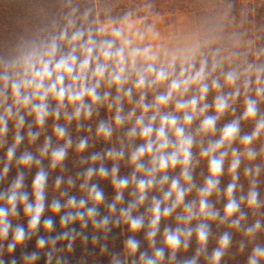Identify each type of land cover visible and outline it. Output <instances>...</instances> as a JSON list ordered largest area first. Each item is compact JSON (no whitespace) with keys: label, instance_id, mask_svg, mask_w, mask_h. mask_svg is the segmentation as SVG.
I'll return each instance as SVG.
<instances>
[{"label":"clouds","instance_id":"clouds-1","mask_svg":"<svg viewBox=\"0 0 264 264\" xmlns=\"http://www.w3.org/2000/svg\"><path fill=\"white\" fill-rule=\"evenodd\" d=\"M77 9L73 8L67 17V23L58 34H54L50 39L33 45L21 57L11 62H0V144L4 143V138L8 133V123L10 119L15 120L16 133L14 142L7 149L6 157L8 163L3 166L0 179L10 171V164L15 159L18 166L30 167L33 164L41 165V160L31 152H24L19 157L16 156L17 147L21 144L24 137L20 129L25 124V117L21 114V109H26L28 114L34 117L36 125L43 127L47 119L52 116L59 119L61 109L73 106L71 113L65 112L69 121L79 119L82 115L85 118L92 116L93 105L102 103L110 93L105 92L102 96L98 89L101 82L107 78L109 86H115L118 93L123 92L124 97L131 100L133 88L140 93V98L136 102L141 109V114L136 117L135 124L128 130L130 138L139 137L143 143L139 144L130 154V163L134 166L131 181L135 182V190L132 193L136 198L127 207L121 208L120 213L123 221L128 224L129 230L133 233L140 231L145 224L143 216H133L132 212L148 199L149 190L157 185L169 184L167 190H163L161 198L153 197L148 211L151 213L148 222L147 239L151 244L155 243V237L159 231L162 219L173 215L177 208L183 206V213L177 214V221L183 225H189L193 219L204 217L216 219L220 213L214 209L209 202V198L220 191V177L224 173L225 159L228 157V148L234 141H239L244 145V156L253 161L258 156L257 151L252 147L253 143L264 133V116H259V100L264 98V65L248 63L242 70L232 69L224 74L225 84L233 86L235 90L227 95L217 94L214 98L215 115H204L200 120L198 133H215L217 121L230 107V99L240 96L241 89L237 86L238 81L243 80V88L247 92L254 87L255 97L245 95L244 111L240 118L226 123L221 129L218 139L209 141L207 147L200 150V156L207 158L208 175L205 177L204 184L198 188V199L185 202V197L196 187L193 181V146L196 144L195 136L187 130V126L210 107L209 104L201 101L205 100L210 91L207 82L212 71L221 66V60L217 57L219 50L212 54L211 71H209V60L207 56L200 53L199 48H193L183 57L175 54L166 65L157 66L154 61L157 55L150 48L133 46L134 40L124 34L123 29L113 28L111 35L113 38L97 39L91 27L83 24L77 25ZM89 12L82 13V19L87 21ZM129 15H131L129 13ZM125 21L128 20L126 16ZM100 32H104L101 28ZM119 41V43H118ZM138 58H142L148 63L138 66ZM199 66L197 67V59ZM179 68L177 70V61ZM134 76V79H133ZM254 77V79H253ZM91 80V83L89 82ZM132 80L133 87L125 89V85ZM167 84V91L159 93L154 97V102L145 103L146 89L155 88L159 84ZM196 86L199 95H193L189 99L175 98L184 97L189 90ZM222 87L219 79L211 80L212 89ZM11 97V103H8ZM56 101V107L51 108L49 100ZM90 101L88 103L86 101ZM175 98V109L182 115L175 113L161 112V108L169 105ZM123 99L117 95L116 102ZM135 109L129 113L131 117ZM151 111V115L146 114ZM122 105L116 109L114 121L116 125H123L125 117L121 115ZM241 120H254L255 127L251 133L240 135ZM158 121V124H157ZM54 132L58 138L67 136V129L59 124L54 126ZM97 134L108 139L113 134L111 125L101 122L97 127ZM29 137L35 141L38 132L29 130ZM72 146L71 138H68L62 146L52 147L51 138L45 139L44 145L40 149L41 156L50 155V167L55 169L62 165L68 154V148ZM87 146V140L81 139L77 144V151H83ZM264 151V148L261 149ZM123 150H109L107 156L113 159L123 158ZM148 157L147 163L144 158ZM91 159L97 161L101 159L99 154H94ZM241 165V156L237 149L232 148V159L228 167L231 174V182L225 189L227 202L224 206V215L220 219L228 220L237 213V219L231 220L232 226L239 227L241 220L245 218V213L241 212V202L246 201L250 209L260 207L259 193L255 187L257 181L251 180V186L247 196H241L238 201L234 192L237 189L239 179L238 169ZM180 167V174L170 177L168 171ZM118 165L113 164L111 171L104 167H89L84 173L86 180L81 184V188L88 190V197L93 202L92 206H87L88 200L81 198L77 200L70 197L67 204H61L59 200H54L50 207L53 213H59L62 208L68 207L75 211L66 212L61 216L60 223L67 226L70 222L79 220L81 227L85 228L91 220L96 228H107L112 223L108 216L97 219L99 209L105 197L103 191L97 184H88L95 174L100 177L111 175L112 184L116 191L115 200H123V190L128 187L130 180L128 177H118ZM261 165L245 168L246 176H259ZM143 173L138 177L137 173ZM48 173L41 166L36 172L32 181V195L34 201L30 200V194L25 190L24 172L19 171L11 183L10 187L0 191V201H5L7 206L0 205V241L7 240L12 233V241L8 243L9 252H13L18 244H22L26 239L34 234L42 222V216L46 209V188ZM56 186L62 183V178H57ZM69 183L74 181L69 179ZM22 204L24 213L28 218V230L23 226L17 225L13 228L9 219L10 216H18V205ZM112 212L116 211V203L109 205ZM115 223L119 224L117 219ZM45 230L53 228L54 221L51 218L43 219ZM261 227L257 220L252 226L246 229V235L253 236ZM195 233L200 247L197 249L196 257L205 249L210 229L207 223H198L195 228L190 226L178 225L175 229L166 227L164 229V244L171 252V259H175L176 252L183 247H189V238ZM79 234H74V230L64 232L60 236L52 239L55 245L57 240L69 239L68 248L71 249L72 243ZM86 240L87 237L85 236ZM97 238L94 236L93 240ZM48 241L43 237L38 239L37 246L43 248ZM231 244V236L224 233L218 241V247L213 250L210 260L212 264H219L224 256L226 249ZM3 247V245H0ZM140 247L139 241L130 236L125 242V248L129 254H135ZM243 247V245H241ZM165 256L164 248H156L153 256H148L146 252L140 253L141 264H158ZM196 257L184 261V264H197ZM30 260L37 259V254L33 253L27 257ZM51 257L49 256V261ZM264 260V247L255 246L248 258V264H260ZM0 264H4L0 259ZM112 264H120L114 259Z\"/></svg>","mask_w":264,"mask_h":264},{"label":"trees","instance_id":"trees-1","mask_svg":"<svg viewBox=\"0 0 264 264\" xmlns=\"http://www.w3.org/2000/svg\"><path fill=\"white\" fill-rule=\"evenodd\" d=\"M76 8L77 25L83 24L85 27H91L96 38H113L110 36H102L99 32V19L106 17L117 18H140L145 14H158L160 12L188 13L194 17L196 32L198 34L199 51L202 55L207 56L209 60V71H211L212 54L219 50L218 59L221 60V66L211 72L208 83L210 91L205 100L201 101V105L207 103L210 105L206 113L198 116L191 125L187 126V130L196 138V144L193 146V164L192 173L193 181L196 185L185 197V202H191L198 199V188L204 184L205 177L208 175L207 158L200 156V150L207 147L209 141L218 139L223 126L242 116L244 111L245 95L255 97L254 87L247 92L243 88V80L238 81L237 86L241 89L240 96L230 99L231 107L220 116L217 121L215 133H198L200 120L204 115H215L214 98L217 94L227 95L235 90L233 86L225 84L224 74L232 69L242 70L248 63H256L264 65V2H245L244 0H0V62H11L21 57L33 45L48 40L52 35L58 34L67 23V17ZM89 12L87 21L82 19V13ZM129 13L131 15H129ZM199 66V58L196 61ZM179 64H177V70ZM134 79V76H133ZM219 79L222 87L220 89L211 88V80ZM254 79V77H253ZM91 83V80L89 81ZM133 87L132 80L125 85V89ZM103 96L105 92L110 95L102 102L93 105L92 116L85 118L83 115L79 119L69 121L65 116V112L71 113L73 106L69 105L61 109L59 119L50 116L45 125L40 127L35 124L34 117L29 115L26 109H21V114L25 117V124L20 129L21 135L24 137L21 144L17 147L16 156L19 157L24 152H31L35 157L41 160V165L33 164L30 167L18 166L15 159L10 164V171L0 179V191L8 189L17 176L19 171L24 172L25 190L30 194V200L34 201L32 195V181L36 172L42 166L48 173V181L46 188V209L42 216V222L38 230L26 239L22 244H18L13 252H9L7 245L12 241V233L10 231L7 240L0 241V259L4 264H112L114 259L120 261V264H141L140 253L146 252L148 256H153L156 248H164L165 256L158 264H184V261L196 257L197 249L200 247L196 239L195 233L189 238V247L184 249L181 247L177 252L175 259H171V252L164 244V229L170 227L175 229L178 225L190 226L195 228L198 223L204 222L209 225L210 234L205 249L200 253L197 264H212L210 260L214 249L218 247L219 238L228 233L231 236V244L226 249L224 256L219 264H248V258L255 246L264 247V133L253 143L252 147L257 151L258 156L255 160L249 161L244 156V145L237 138L233 142L231 148H228L229 155L225 159L224 173L220 177V191L214 193L209 202L214 209L220 213V217L224 215V206L227 202L225 189L231 182V174L228 167L232 159V148L239 151L241 156V165L239 167L237 181V189L234 192L235 198L239 201L241 196H247L251 186V180L255 178L257 181L255 187L259 193L260 207L250 209L246 201L241 202V212L245 213V218L241 220L240 226H232L231 220L237 219L240 213H237L228 220L210 218H196L189 225H183L177 221V214L183 213V206L176 209L172 216L161 220L159 231L155 237V243L151 244L147 239L148 222L151 213L148 211L152 198H161L163 190H167L169 184L163 186L157 185L149 190L148 199L135 208L132 212L133 216H143L145 220L144 227L138 232H131L129 226L121 217L120 209L125 208L128 204L135 200L132 193L135 190V182L131 181L134 166L130 163V154L143 141L139 138H130L127 133L135 124V119L141 114V109L137 105L140 98L139 91L133 88L131 100L124 97L123 92L118 93L115 86H109L107 78L101 82L98 89ZM147 95L145 103H153L154 97L167 91V84H159L155 88L146 89ZM117 95L123 97L120 102H116ZM193 95H199L198 88L193 86L184 97H175L189 99ZM175 98L173 101L161 108V112L175 113L182 115L175 109ZM87 101V98H86ZM90 103V101H87ZM8 103H11L9 97ZM51 108L56 107V101L49 100ZM122 105L121 115L125 117L123 125H116L114 116L118 106ZM259 116H264V98L259 100ZM135 109V113L129 117V113ZM3 108L0 107V111ZM151 111L146 114L150 116ZM105 122L112 126L113 134L110 138L105 139L97 134V127L101 122ZM59 124L67 129V136L58 138L54 132V126ZM158 124V121H157ZM240 135L251 133L255 127L254 120H241ZM8 133L4 138V143L0 144V174L3 172V166L8 163L6 153L8 147L14 142L16 133L15 120L10 119L8 123ZM29 130L38 132L39 135L35 141H32L28 135ZM50 137L52 147L62 146L68 138L72 140V146L68 148V154L62 165L55 169L50 167V155L41 156L40 149L45 143V139ZM81 139L87 140V146L83 151H77V144ZM109 150H123L125 155L120 159H113L107 156ZM94 154L101 156L100 160L93 161L91 157ZM145 163L148 157L144 158ZM103 164L104 167L111 171L113 164L118 165V177H128L130 184L123 190V200L117 202L115 200L116 189L112 184V177H100L95 174L88 184H97L104 193V201L97 205L99 216L102 219L108 216L112 223L107 228H96L91 220L85 228L81 227V221L76 220L70 222L66 227L60 223L61 216L66 212L75 211L64 207L59 213H53L51 203L59 200L61 204L66 205L70 197L77 200L81 198L87 199V206H92L93 202L88 197V190L81 188L86 180L84 173L89 167L99 168ZM261 165L259 176H246L245 168ZM180 167L170 169L168 175L176 177L180 174ZM144 174L137 173V176ZM62 178L59 187L56 186V179ZM69 179L74 181L70 184ZM6 203V202H5ZM116 203V211L112 212L109 205ZM7 206V205H6ZM19 215L10 216L9 219L13 228L20 225L28 230V218L24 213L23 205H18ZM51 218L54 221L53 228L45 230L43 219ZM119 219L120 223L115 221ZM257 220L260 221V229L253 235H246V229L252 226ZM74 230L76 236L71 241L72 247L68 248L69 239L57 240L55 245L52 239L60 236L64 232ZM87 237L85 240L84 237ZM97 239L94 241L93 237ZM132 236L139 241L140 247L135 254H129L125 248V242ZM43 237L48 243L43 247L37 246V241ZM243 245V247H241ZM33 253L37 254V259L30 260L27 257ZM49 256L51 260L49 261ZM264 264V260L260 261Z\"/></svg>","mask_w":264,"mask_h":264},{"label":"rangeland","instance_id":"rangeland-1","mask_svg":"<svg viewBox=\"0 0 264 264\" xmlns=\"http://www.w3.org/2000/svg\"><path fill=\"white\" fill-rule=\"evenodd\" d=\"M245 2H264V0H244ZM99 30L102 36H110L113 28H121L124 34L134 40L136 47L150 48L157 55L154 63L157 66L166 65L175 54L183 57L190 49L199 48L194 17L188 13L168 14L163 11L158 14H145L140 18L106 17L99 19ZM119 43V41H118ZM138 58V66L148 63ZM179 64V60L177 61ZM0 205L6 206L5 201Z\"/></svg>","mask_w":264,"mask_h":264}]
</instances>
